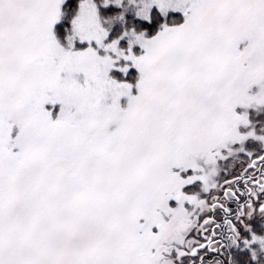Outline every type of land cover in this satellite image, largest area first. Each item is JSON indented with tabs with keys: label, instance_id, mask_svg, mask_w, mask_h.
<instances>
[{
	"label": "snow or ice",
	"instance_id": "1",
	"mask_svg": "<svg viewBox=\"0 0 264 264\" xmlns=\"http://www.w3.org/2000/svg\"><path fill=\"white\" fill-rule=\"evenodd\" d=\"M0 264H264V0H0Z\"/></svg>",
	"mask_w": 264,
	"mask_h": 264
}]
</instances>
